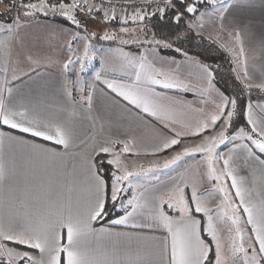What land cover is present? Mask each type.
Returning <instances> with one entry per match:
<instances>
[{
  "label": "crops",
  "instance_id": "obj_1",
  "mask_svg": "<svg viewBox=\"0 0 264 264\" xmlns=\"http://www.w3.org/2000/svg\"><path fill=\"white\" fill-rule=\"evenodd\" d=\"M12 5L11 0H0V24L11 23L23 12L22 9V12L17 15L13 14L12 18L5 16L4 14L11 10ZM217 7L218 12L220 5L218 4ZM199 13L200 11L195 14V19L199 18ZM120 21L116 19L111 25L119 26L121 31L127 28V32L122 31L126 35L138 34L132 30V24L126 25L122 22L120 24ZM202 23L211 39L224 47L230 56L228 48H235L241 74L244 76L242 77L244 85H252V88L264 92V89L256 87V85L264 84V0H244L243 6L237 5L225 13L223 20L218 14L216 17L206 14ZM134 25L138 27V23ZM119 27H115V30ZM237 32L240 34L239 41L235 38ZM76 33L80 34L81 39L73 43V50L69 52L68 42ZM84 33V30L75 25L37 15L24 20L14 34L0 32V100L14 110L27 109L30 118H35L42 124H61L68 128L73 136L69 152L77 154L75 160L71 155L64 157L66 167L62 169L59 161L53 160L45 153L33 150L27 144L15 141L5 142L0 149V162L5 164L8 176L6 180L0 182V223L6 230L18 232L25 227H45L52 222L53 213L67 203L65 184L71 182L69 174L72 172L73 163L79 166L82 158L96 160L98 155H94V152H98L101 146H112L114 151L120 152L123 145L120 143L113 145L112 142L129 141L134 143V146L132 153H124L121 156L125 164L131 158L143 161L148 158H162L160 165H163L165 159L171 158L185 144L199 143V138L189 137L183 139L180 146H175L161 154L151 155L155 146L160 144L165 136L171 135L163 124L168 123L169 127L173 125L167 119L160 121L143 113L141 109L124 101L106 88L104 80H116L127 84L134 81L135 77L127 67L124 53L139 57L141 52L146 51L149 61H154L157 67L161 66L162 60L174 59L179 62V65L169 63L164 67L188 84L189 91L176 92L153 86L156 91L166 92L168 99L158 102L167 107L168 115L173 120L181 122L175 125L178 130L182 124L191 126L203 120L215 110V105L220 103V94L226 95L214 80L213 88L210 91L207 90V80L200 67L201 64H207L198 59L166 55L153 46L140 45L142 41L127 44L137 45L130 48L121 46L124 45L123 43L93 36V33H88L86 39ZM106 42L109 44H105ZM85 44L90 45V54L94 53L95 59L85 61L86 67L83 72L80 71L79 63L70 66V69L65 72L63 63L69 56L74 61L77 57L82 58ZM241 45L243 54H240ZM28 57H31V61ZM25 73L29 75H24ZM97 73L100 74L99 81L96 80ZM14 75L19 76L20 79L13 80ZM65 86L73 91L72 100L75 103L67 97ZM8 88L12 89L11 94L7 91ZM80 89H84V92ZM87 91L93 92V105L90 112L80 100L81 95ZM251 104L254 118L264 119V100H256ZM240 127L246 130L249 128L247 123ZM0 130L11 131L22 140L41 144L46 148L64 151L62 146L56 145L53 141L32 137L31 134L21 133L19 130H10L7 126H0ZM216 130H220L219 126ZM236 130L229 129V136H232ZM236 142L240 143V141ZM231 147L232 141L229 140L220 146L219 151L227 153ZM108 156L109 159L113 158L111 154ZM234 156L233 167L236 169L237 178H243L244 187L250 192L249 199L259 206L264 199V167L259 165L256 157L264 159V154H261L258 149H253L252 153L245 150L237 151ZM187 158H189L187 161L189 167L183 166L186 162L183 163L181 160L168 168H158L154 172L155 175L153 173L152 178L136 193L138 196L143 193L142 201H149V206L138 213L134 219V223L142 225L141 227H133L132 223L100 225L93 222V228L104 227L109 230L105 233L97 232L89 238L88 247L94 255L100 258L106 257L109 261L115 259L117 264H155L166 231L147 218L153 197L181 181L188 184L186 192L189 195L193 179L198 181L199 193L207 187L208 180L203 175L204 158L201 155ZM220 167L217 165V168ZM107 191L109 193L108 189ZM25 192L28 193L27 196ZM131 195L133 191L128 198ZM76 198L77 194L74 193V202ZM78 199L81 206L87 205L89 192L86 185H78ZM22 201L27 204L26 208L20 206ZM169 214L178 217L176 212L169 211ZM195 215L197 219L205 222L203 214ZM241 226L245 229V235L251 234L249 225L242 221ZM202 235L210 240L206 233ZM3 243L6 247L15 248L17 251H29L38 259L40 257L38 250L30 249L26 245H19L15 241Z\"/></svg>",
  "mask_w": 264,
  "mask_h": 264
},
{
  "label": "snow or ice",
  "instance_id": "obj_2",
  "mask_svg": "<svg viewBox=\"0 0 264 264\" xmlns=\"http://www.w3.org/2000/svg\"><path fill=\"white\" fill-rule=\"evenodd\" d=\"M181 7L177 8L174 0H165L163 8H158L157 12L163 16L167 11L172 10L171 19L179 24L185 16L195 14L202 6H208L213 12H217V5L220 10L217 12L221 20L224 19L225 13L237 5L243 6L244 0H179ZM19 7L23 12L17 15L11 23L0 24V32L14 34L21 27L22 22L26 19L42 13L45 16L49 12H59L68 21H71L76 27H81L80 20L73 15L74 10L91 13L93 7L88 5L87 0L79 3L73 0L71 4L51 3L50 0H38V2H30V0H20ZM101 9L97 8L96 11ZM112 15L104 12L105 21L116 19L115 10L112 9ZM205 12H201L199 18L195 22H189L188 27L193 28L202 26ZM147 13L142 9L134 11L130 17L122 20L127 23L130 19L133 23L143 22ZM155 15V13H153ZM122 31L127 32V28ZM93 36L95 33L92 34ZM104 40L114 39V36L105 34ZM237 41L240 40V34H235ZM81 39L80 34L76 33L68 42V50L72 52L73 43ZM128 44V41H122ZM141 43L161 42L144 41ZM163 47L171 48L172 45L164 43ZM175 51L185 58H188L186 52H182L180 48ZM240 54H243L241 45ZM127 67L131 70L135 79L131 84L119 82L116 80H104L103 83L108 90L129 102L131 105L141 109L143 113L163 121L167 119L173 126L169 127L168 123H164L171 135L165 136L160 144L156 145L151 155L164 153L180 146L182 140L193 137L199 138V143L192 145L185 144L182 149L165 159L163 165L152 163L148 168L142 164L138 167L129 166L121 159L124 153H132L134 143L129 141H113L112 144L120 143L123 145L120 152L114 151L112 146H101L98 152L111 154L112 159L108 160V165L112 166L110 172V196L107 191L109 188V180L105 178L102 166L96 163L94 158L83 159L79 166L73 163L71 182L65 184L67 191V203L63 205L57 212L53 213L54 220L45 227H25L20 231L6 230L4 225L0 223V264H117L115 259L109 261L106 257L100 258L93 254L88 247V241L91 236L97 232L105 233L107 228L95 229L92 227L93 222L103 219L108 215L106 211V202L111 200L113 207L119 206L124 210V214L118 218L111 220L113 225H127L132 223L133 227H141L142 225L134 223V219L138 213L144 211L149 206V201H142L143 193L140 196L133 193L127 198L126 202H121L124 198L122 193L128 191L125 182L130 187L135 188L133 179L141 175H147L154 169L168 168L177 164L186 157L201 155L204 160L205 172L209 182L213 183L212 190L220 194L219 203L215 208H209L201 199L206 193L198 192V181L193 179L191 184L190 195L186 190L188 184L175 183L171 188L162 194L153 197L151 208L147 213V218L158 225L165 231L166 235L162 239V246L157 254L155 264H264V199L260 205L253 203L250 192L244 187L243 178L238 179L236 169L233 167L235 156L234 153L245 150L249 153L253 149H258L264 154V119L254 118L253 108L249 102L244 108L238 103V98L228 97L220 94V103L215 105V110L209 113L203 120L195 125H181L178 130L175 126L180 121L173 120L168 115L167 107L158 101L168 99L165 91H156L155 87L159 86L162 90H175L176 92L189 91V85L184 83L173 74L169 69L164 67L165 64H176V60H162L161 66L157 67L154 61H149L147 52H141L139 57L131 53L123 54ZM31 61V57H28ZM95 59V55L90 54V45L85 44L83 49V57H77L74 61L71 56L63 63V70L67 72L70 66L75 63L80 64V71L83 72L86 64L85 61ZM203 70L208 91L213 88L214 72L208 65H200ZM7 71V69H5ZM34 71V70H33ZM24 75H29L25 73ZM247 73L245 72V77ZM20 77L14 75L13 80H19ZM96 80H100V74L97 73ZM246 89H251L252 85L246 84ZM257 88L264 89V84L256 85ZM7 91L11 94L12 89ZM84 92V89H80ZM67 97L72 100L73 91L65 86ZM80 100L90 112L93 105V92L87 91L81 95ZM241 113L246 118L249 128H238L232 136H229V129L232 128L233 119ZM0 126H7L10 130H19L21 133L31 134L32 137L42 138L45 141H53L56 145L62 146L64 151H57L54 148H46L41 144L32 143L22 140L21 137L15 136L11 131L0 130V149L3 148L5 142H20L29 145L33 150L45 153L53 160L60 163L63 169L66 167L64 157L69 155L75 160V153H70L69 149L73 143L72 132L61 124L48 125L42 124L35 118H30L29 112L25 108L14 110L0 100ZM219 126V131L217 127ZM211 132L213 134L206 135ZM232 141V147L227 153L220 152L219 148L226 141ZM236 141H240L237 143ZM246 141V142H245ZM131 143V146H130ZM137 155L139 153H136ZM259 165L264 167V159L256 157ZM220 165V168H217ZM78 169V170H77ZM8 170L3 162H0V182L7 179ZM230 181V183H229ZM87 186L89 199L86 206H81L78 199V185ZM234 190V192L232 191ZM77 194L74 202L73 194ZM28 193L25 192V196ZM20 206L26 208L27 204L23 201ZM130 209V210H129ZM178 213V217L169 214V211ZM213 213H217L214 218ZM195 214H203L206 223L202 219H197ZM217 220L227 226V237L220 234L217 226ZM243 223L250 226V235H245V229L241 226ZM202 233H206L210 240L206 239ZM226 240V244H225ZM4 241H15L19 245H26L30 249L38 250L39 259L30 254L29 251H17L15 248L6 247ZM230 250L231 256L225 254V247ZM5 257L7 258L5 260Z\"/></svg>",
  "mask_w": 264,
  "mask_h": 264
},
{
  "label": "trees",
  "instance_id": "obj_3",
  "mask_svg": "<svg viewBox=\"0 0 264 264\" xmlns=\"http://www.w3.org/2000/svg\"><path fill=\"white\" fill-rule=\"evenodd\" d=\"M189 2H192V0H189ZM176 5L178 7H181V3L179 1H176ZM203 7L206 6H202L200 10ZM154 13L155 15H147L146 19L141 23L144 27V38H147L146 41H148V39L150 38L172 45L171 48H165L163 47V45L159 46V50L161 53L170 56L181 57L183 55L175 51L176 48H180L182 52H186L189 57H193L207 64L215 74L214 82L216 83V85L228 97L238 98V103L241 108H244L251 101L253 102L256 100H264L263 91L259 89H251L252 92H250L249 89H246L244 87V85L237 77L230 57L228 56L226 51H224L215 41H212L211 39L198 34L193 28L188 27V23L185 19L180 21L179 24H176L171 19V17L173 16L172 10L167 11L163 18L157 11ZM12 17L13 14L11 12L9 18ZM60 20L64 19L60 18ZM138 34L142 35L141 32H138ZM140 45L151 46V44L148 43H142ZM131 46L135 47L137 45ZM245 124V117L241 113H238L237 116L233 119V125L230 131H234L238 127ZM108 160V154H99L96 158V163L102 166L105 178L109 180L108 190L110 196L109 174L113 170V168L112 166L108 165ZM128 195H122L124 199L121 202H126ZM106 211L108 212V215L103 219H98L96 221V224L109 225L111 220L124 213V210L119 206L113 207L110 199H108L107 201Z\"/></svg>",
  "mask_w": 264,
  "mask_h": 264
},
{
  "label": "rangeland",
  "instance_id": "obj_4",
  "mask_svg": "<svg viewBox=\"0 0 264 264\" xmlns=\"http://www.w3.org/2000/svg\"><path fill=\"white\" fill-rule=\"evenodd\" d=\"M36 1L38 2V0H36ZM50 2L51 3H56V0H50ZM60 2L61 3H65V4H71L72 3L71 0H60ZM206 8L207 7H203L200 10V13L201 12H205ZM11 9L12 10L8 11L4 15L7 16V17H9L10 14H11V12H12V14L15 15L13 5H12ZM217 10H218V7H217ZM20 12H22V8L21 9L19 8V12L18 13H20ZM200 13H199V15H200ZM72 14L75 15L78 20H80L81 27H79V28H81L82 30H84V32H85L84 34H85L86 39L88 37L87 36L88 33H90V34L91 33H95V36H99L100 38H102L105 34H108L110 36H114V39H111V40L114 41V42H118V43H122V41H128L129 42L128 44H135V43H138V42H141V41L143 42V40L144 41L147 40V38H144V27L142 26V23L141 22H135V23H138V27L136 26L137 27L136 28V27H134L135 26L134 25L135 23H133L129 19L128 22L126 23V25L132 24V30L133 31H136V32H139V33L141 32V34L143 36L142 35H139V34H136V35H133V36L126 35V34L122 33V31H121V29H120L119 26L111 25L112 22L114 23L116 19L117 20L118 19L121 20L120 21V24H121L122 20L126 18V15L115 14L116 17H117L116 19L109 20V21H105V19H104V12L103 11H92L89 14L87 12H81L79 10L78 11L77 10H74ZM108 14H109V16L112 15L111 13H108ZM36 15L37 16H40V17H51V18H53V19H55L57 21H61L62 23H66V24L73 25L71 23V21H68L65 17L61 16L59 14V12H56V13L49 12L47 16H45L42 13H37ZM207 15H209L211 17H214V16L216 17L217 16V12H213L211 10V8H207ZM60 18L61 19H64V20H60ZM122 24H125V23H122ZM115 27H119V29L115 30L116 29ZM129 28H131V27H129ZM114 31H115V33H114ZM209 39H211V37ZM148 41L161 42L159 45H157L156 43H152L151 44V46L157 48L158 50L160 49L159 46H161V45L164 44L163 41L153 40V39H150V38L148 39ZM212 41H214V40H212ZM105 44H109V42H106ZM121 46L132 48L131 45L129 46L127 44H124V45H121ZM220 47L224 51H226L224 47H222V46H220ZM228 49H229V52H230L231 56L228 54L227 51H226V53L228 54V56L231 59V62L233 64V66H234V70H235V72L237 74L238 79L241 80V83L244 85V83L242 82V79L244 78V76H242V74H241L240 62L237 60L238 53L236 52L235 48L229 47ZM79 78L80 79L82 78L81 75H80ZM251 89H254V88L251 87ZM251 89H249L250 92H252ZM251 103H254V101L253 102L251 101ZM188 160H189V158H187V157L182 159V162L183 163L186 162V164H183V166L186 165V166L189 167V163L187 162ZM161 161H163L162 158L161 159H159V158H148L145 161H143L141 159H138V158H131V159H128L127 165L129 166V170H131L132 167H134V166L135 167H138L139 165L142 164L145 168H148L150 166V164H152L154 162L161 164L162 163ZM154 172H156V169H154L151 173H149L147 175H141V176H139L137 178H134L133 179V185L136 186L134 189H133V187H130L127 182H125V185L124 186L126 188H128V191L122 193V195L127 196L132 191H133V193L136 194L138 191H140L142 189L141 187L145 186V184L147 183V181L152 178V175H153ZM154 175H155V173H154ZM213 183H215V182H209V180H208L206 189L203 192H201L202 194L203 193H206V194H204V195L201 196V199L206 203V205L209 208H215V206L219 203V199H220V194L218 192H215V191L212 190ZM217 215H218L217 213H213L214 218L217 217ZM205 222H206V218H205ZM217 226L220 229V234L223 237L226 238L227 237V226L224 223H222L221 221H219V220H217ZM225 244H226V240H225ZM225 254L228 255V256H231V252L227 248V246L225 247Z\"/></svg>",
  "mask_w": 264,
  "mask_h": 264
},
{
  "label": "built area",
  "instance_id": "obj_5",
  "mask_svg": "<svg viewBox=\"0 0 264 264\" xmlns=\"http://www.w3.org/2000/svg\"><path fill=\"white\" fill-rule=\"evenodd\" d=\"M13 3L15 15L19 12L20 0H11ZM73 1V0H72ZM179 0H174V2ZM79 3H83V0H78ZM88 5L92 6L96 11L97 8L101 9L100 11H107L112 14V9L115 10V14L130 15L137 9H142L145 13L153 14L157 11L158 8H163L165 0H87ZM177 6V5H176ZM177 8H179L177 6ZM187 23L195 22V16L188 15L184 18ZM193 29L200 35L205 37H210L208 32L205 29V25L202 23V26L193 27Z\"/></svg>",
  "mask_w": 264,
  "mask_h": 264
}]
</instances>
